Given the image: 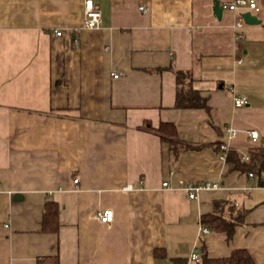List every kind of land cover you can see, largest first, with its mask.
<instances>
[{"label":"crops","instance_id":"1","mask_svg":"<svg viewBox=\"0 0 264 264\" xmlns=\"http://www.w3.org/2000/svg\"><path fill=\"white\" fill-rule=\"evenodd\" d=\"M85 1L0 0V264H194L192 252L237 249L264 264V186L215 150L264 146V0L238 12L221 8L233 0H91L94 29ZM247 11L259 23L235 42ZM175 71L209 111L175 108ZM163 122L197 148L173 161L141 128ZM179 179L219 189L188 199L162 187ZM50 202L56 232L42 230ZM105 209L110 223L96 216ZM213 212H244L230 239L202 224Z\"/></svg>","mask_w":264,"mask_h":264},{"label":"trees","instance_id":"2","mask_svg":"<svg viewBox=\"0 0 264 264\" xmlns=\"http://www.w3.org/2000/svg\"><path fill=\"white\" fill-rule=\"evenodd\" d=\"M176 77V94L175 108H204L209 111L206 100L194 90L190 83V76L187 72L175 71ZM145 131L157 135L164 145L169 157L176 161L180 153L187 149L197 148L190 144L184 143L178 138L176 126L172 123H160L157 127H151L145 123L141 126ZM218 145L215 150L218 151ZM250 161L245 162L240 160V157L234 151H228L226 155L227 162L233 165L235 170L252 174L258 179V184L264 186V146L258 147L250 153ZM244 217V212L237 213L232 221H229L217 214L216 212L203 215L201 222L210 227L215 233L223 235L227 240L231 238L236 225L241 224ZM58 229V209L53 202L47 203L44 208V219L42 222L43 231H54ZM156 252V251H155ZM55 264L58 260L54 257ZM194 264H254L251 255L243 249L233 250L230 256L221 259H211L202 255L201 261Z\"/></svg>","mask_w":264,"mask_h":264},{"label":"built area","instance_id":"3","mask_svg":"<svg viewBox=\"0 0 264 264\" xmlns=\"http://www.w3.org/2000/svg\"><path fill=\"white\" fill-rule=\"evenodd\" d=\"M221 8L224 10L232 11V12H238L242 10H254L258 11L259 8L257 6V0H233L231 2H226L221 5ZM142 9V8H140ZM84 14L85 18L83 20V28L85 29H94L98 28L101 22V14L99 10L95 8L91 0L85 1L84 6ZM244 21L241 18V15H237L236 21L233 24L234 28V40L237 42L242 37L241 29L244 26ZM56 36H60L61 32H55ZM113 78H117V74H112ZM233 103L236 107L244 106L248 103L247 98L244 96H237L234 98ZM226 132L228 133V138L233 137L236 134V130L234 128H227ZM248 135L252 141H255L258 139V133L256 131H249ZM228 147L225 143H221L218 146V159L221 161L226 160V155L228 152ZM240 159L249 162L250 158L248 155L243 154L240 156ZM252 176V174H249ZM74 182H77V179L74 180ZM162 187L169 189V190H178L185 194V196L188 199H195L197 198L198 194L204 191H212L219 189L218 183H211V182H187L184 180H177L175 184H172L169 181H164L162 183ZM129 189V187H127ZM97 218L102 223H110L113 218L112 211L109 209L101 210L96 213ZM202 233H208L209 231L202 227L201 228ZM190 261L192 262H198L200 260V257L197 252H192L189 256Z\"/></svg>","mask_w":264,"mask_h":264},{"label":"water","instance_id":"4","mask_svg":"<svg viewBox=\"0 0 264 264\" xmlns=\"http://www.w3.org/2000/svg\"><path fill=\"white\" fill-rule=\"evenodd\" d=\"M214 12L219 17L221 10L219 8V4L216 2L214 6ZM241 18L243 19L245 24L253 25L259 23V20L255 15H253L250 11L244 12L241 14Z\"/></svg>","mask_w":264,"mask_h":264}]
</instances>
